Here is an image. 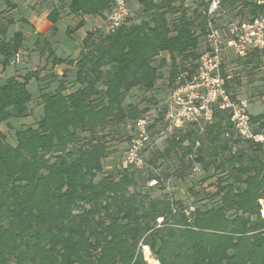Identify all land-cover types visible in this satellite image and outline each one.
I'll return each instance as SVG.
<instances>
[{
    "label": "trees",
    "instance_id": "16d2710c",
    "mask_svg": "<svg viewBox=\"0 0 264 264\" xmlns=\"http://www.w3.org/2000/svg\"><path fill=\"white\" fill-rule=\"evenodd\" d=\"M112 1L70 0L69 9L103 15ZM138 1L148 14L139 23L109 34L86 32L78 58L66 61L77 88L60 82L42 93L43 115L16 131L15 145L0 130V264H152L145 247L158 264H264V147L225 137L226 113L217 112L203 130L194 125L172 133L168 147L156 152L178 156L180 180L196 162L218 172L202 178L201 189L188 187L189 203L141 190L142 168L119 164L103 174L111 127L148 111L124 104L128 93L152 91L166 66L171 90L181 71L195 67L204 42L200 6L190 13L184 0ZM224 4L251 14L257 9L250 0ZM5 32L0 27L1 37ZM20 44V34L0 41L3 64ZM32 76L39 79L36 71L0 79V125L28 114ZM163 114L161 104L151 127ZM251 119L264 129V113ZM155 159H148L154 167ZM159 179L150 173L144 181Z\"/></svg>",
    "mask_w": 264,
    "mask_h": 264
},
{
    "label": "rangeland",
    "instance_id": "374dc122",
    "mask_svg": "<svg viewBox=\"0 0 264 264\" xmlns=\"http://www.w3.org/2000/svg\"><path fill=\"white\" fill-rule=\"evenodd\" d=\"M69 3L70 0H0V27H6V32L3 37L0 36V41L9 42L15 34H20L21 37L18 54L13 57L12 61L3 64V57L0 55V79L5 80L11 76L21 79L27 72L32 71H36L39 76L38 80L32 76L27 81V89L33 97L29 104L28 114L13 117L8 124L0 125V130L6 134L7 140L12 145L16 144L15 133L17 130L35 125L43 115L42 93L53 90L60 82H65L69 91L77 88L78 84L74 81L75 68L66 61L78 58L87 31L104 30V17L108 10H104L103 15H76L70 11ZM185 4L191 6L188 2ZM129 7L130 13L124 22L126 25L139 23L142 19L147 18L148 14L143 11L138 0H129ZM187 8L191 13L195 7L192 5ZM220 9L226 19L237 18L240 16L238 12H243V10L247 14V10L240 5L228 6L224 4L220 6ZM202 48L203 44L199 46V53ZM5 56H9V54ZM12 56L9 57L12 58ZM229 56L234 60L231 68L237 73L234 86L236 93L246 98H253L249 106V111L253 116L264 113V101L261 102L258 98L264 93V61L258 57H254L251 62L236 61L232 52H229ZM162 72V81H159L152 91L132 90L124 102V104L132 103L140 108H148V111L143 115L148 116L151 143L147 146L144 154L145 164L142 167L141 178L138 180L139 188L148 192L152 197L169 195L189 203L191 198L187 190L188 187L195 184L196 189L199 190L201 189L200 184L204 185V181L199 183L202 178L209 175L215 176L218 172H215L212 167L207 170L200 169L199 172L193 171L189 167L184 170L186 175L184 179L180 180L175 175L180 167L178 156L172 150L168 151V154L164 152L162 156L156 153H162L168 147L166 139L170 134L159 122L151 127L161 104L170 92V88L165 84L168 66ZM134 121L130 120L125 124L111 127L112 133L107 137V155L103 160V174L117 170L121 158L130 144ZM195 149L193 148L191 152L193 156L197 155ZM204 156L205 160H208L205 153ZM150 158H156L157 166L154 167L148 162ZM163 172L169 174L170 177L164 178ZM150 173L159 176V181H144ZM211 178L214 177H210L207 182ZM148 250V248L144 250L148 262L158 264L149 256Z\"/></svg>",
    "mask_w": 264,
    "mask_h": 264
},
{
    "label": "built area",
    "instance_id": "2783aa9c",
    "mask_svg": "<svg viewBox=\"0 0 264 264\" xmlns=\"http://www.w3.org/2000/svg\"><path fill=\"white\" fill-rule=\"evenodd\" d=\"M200 6L205 26L203 48L199 53L194 68L181 71L163 102L164 129L169 136L177 131H184L190 126H204L214 121L217 112L226 113L230 127L224 131L225 137L232 136L241 142L251 141L264 147V129L260 122H254L249 111L251 97H243L235 91L237 73L233 68L234 61H247L258 57L264 61V0H250L256 6V12L226 19L222 14L221 0H184ZM129 0H113L110 9L105 13L104 32H115L129 16ZM264 101V93L258 96ZM148 116L136 119L132 125L130 144L125 150L120 166L123 168H142L145 164V151L151 143ZM199 145V142L196 143ZM199 172L198 162L191 168ZM264 217V202L259 200Z\"/></svg>",
    "mask_w": 264,
    "mask_h": 264
},
{
    "label": "bare ground",
    "instance_id": "6f19581e",
    "mask_svg": "<svg viewBox=\"0 0 264 264\" xmlns=\"http://www.w3.org/2000/svg\"><path fill=\"white\" fill-rule=\"evenodd\" d=\"M145 248H147V247H145Z\"/></svg>",
    "mask_w": 264,
    "mask_h": 264
}]
</instances>
